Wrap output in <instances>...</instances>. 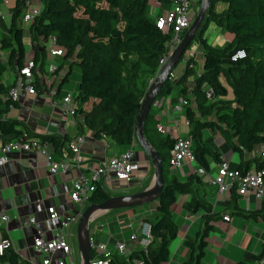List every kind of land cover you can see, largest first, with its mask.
<instances>
[{"label": "trees", "instance_id": "1", "mask_svg": "<svg viewBox=\"0 0 264 264\" xmlns=\"http://www.w3.org/2000/svg\"><path fill=\"white\" fill-rule=\"evenodd\" d=\"M159 1L160 15H163L173 0ZM200 3L198 0V5ZM220 4L225 5L222 11L217 9ZM147 9L148 0H41L40 14L29 22L33 41L39 39L46 46L49 38L54 37L56 47L63 51L64 61L75 59L80 77L78 94L74 98V117H83V123L79 121L78 125H84L95 138L104 135L122 148L121 152L138 144L135 123L141 102L150 80L158 72L160 59L169 51L168 43L173 35L159 30L157 18H150ZM24 15L22 6L14 8L9 33L0 38V51L7 56L6 61L0 58V84L7 68L16 78L26 63ZM194 17L191 14L192 20ZM211 24L221 33H229L222 46L208 44L205 33ZM193 45L199 47L202 62L198 64L194 57L183 54L175 69L182 62L184 67L178 72L172 71L175 77L167 80L156 100L174 94L169 99L170 106H176L179 99L187 101L181 116L187 122V135L193 140L196 166L210 171L212 165L223 162L220 154L203 141L205 131L210 134L215 131L230 151L240 157L238 170L260 172L264 183V158L255 153L258 146L264 147V0H210L207 15L187 49ZM240 50L246 57L232 60ZM33 62L36 66L33 84L38 88L42 68L37 67V58ZM207 89L213 91L212 100L206 97ZM159 111L152 106L143 127L146 140L163 162L165 181L162 194L155 201L153 217L144 219L151 226V242L145 250L138 249L127 257L114 253L103 264H132L134 260L142 264H166L170 243L177 236L172 206L179 195L193 192L190 184H202L203 179L195 174L185 183L166 181L170 150L176 137L157 131L155 117ZM18 125L14 121H0V136L6 141L8 137H32L28 131L18 130ZM41 140L51 144L59 154L69 144L67 135H48ZM216 191L214 187L205 190L203 196H192L186 205L188 210H201L203 214L194 241L184 242L191 254L182 264H202L207 239L214 232L213 223L224 217L223 211L215 212L205 199L214 197ZM231 191L235 194L234 188ZM109 197L103 183H97L88 203L100 204ZM261 202V211L244 216L256 218L263 212L264 220V197ZM90 256L93 259L92 251ZM263 258L264 243L252 261ZM0 262L20 263L12 249L0 256Z\"/></svg>", "mask_w": 264, "mask_h": 264}, {"label": "crops", "instance_id": "2", "mask_svg": "<svg viewBox=\"0 0 264 264\" xmlns=\"http://www.w3.org/2000/svg\"><path fill=\"white\" fill-rule=\"evenodd\" d=\"M18 5L22 6V11L26 14L33 9L40 8L41 0H0V38L2 35L9 33L12 11ZM224 8V4L217 6L218 11H222ZM161 13L162 10L159 9V12H157L153 8L148 15L150 18L155 19ZM29 25V22L23 25L24 30L26 29L23 32V44L26 52L25 61L37 58L36 65L37 67L41 66V72L44 75H41V72L39 73V86L35 88V94L22 93L17 102H12L8 92L10 88L16 85L17 77L15 78L10 68L6 69L0 84V121L18 122L19 125L16 126L18 130L28 131L32 135L29 139L41 142H43L41 137L48 135H67L69 142L82 136L83 144L80 151L84 161L80 167H70L65 174L59 172L53 175L49 172L46 160L41 154L20 152L12 154L8 162L0 167V212L9 216L4 235L11 240L12 250L18 255L20 262L41 260L44 257L37 255L32 247L35 228L24 223L30 217H34L38 225L45 228V237L49 239L51 232L47 231L45 225L47 209L52 207L60 218H68L75 210V206L67 192L72 182L78 179L81 174L88 175L92 169L122 153L123 150L116 147L107 138H95L84 125H78L77 122L79 121L81 124L83 123L82 116L77 115L72 118L63 112V98L69 94L74 101L78 94V86L75 92L64 90L66 88L64 84L69 80V67L68 70H61L60 68L65 62L63 57H51L47 45L45 46L39 39L33 41ZM212 28L214 29L212 30ZM210 30L212 31L209 35H205L208 44L222 46L225 39L221 36L219 29L211 24ZM197 48L195 47V51L190 48V52L193 54L195 62L200 64L202 56ZM6 57L0 51V58L3 61H6ZM50 64L57 66L55 74H48ZM183 67L182 62L179 64L178 70ZM61 74H64L62 78H60ZM171 95L161 98L162 108L155 119L159 125L169 129V137H183L187 131L186 120L181 115L173 112L169 99L174 94ZM181 119L184 120L185 125L183 136H180L177 131ZM209 134L207 131L203 133L205 144L217 151L220 158L228 163L230 168L238 169L241 163L240 157L230 151L220 135L215 137ZM6 139L8 141L15 140L13 137ZM214 139L216 141L217 139L222 140L224 143L217 148ZM45 144L46 152L52 155L55 161L65 157L67 148L59 154L54 151L51 144ZM134 146V161L138 163L139 171L132 175V182L130 183L118 181L112 176L103 179L102 183L110 196L140 193L151 188L154 184V170L149 158L142 149L141 151L138 150V144H134ZM262 151L264 149L261 151L256 150L255 153L261 155ZM246 156L247 154L243 155V158H246ZM68 159L70 161L75 160L72 155H69ZM215 166L212 165L211 169ZM168 172L167 182L176 180L185 183L188 177L193 174V170L188 164H185L181 170L169 168ZM190 187L193 192L179 195L171 209L172 220L177 228V236L170 243V256L166 264H182L189 258L191 251L184 246V242L194 241L196 232L201 225L203 212L201 210L192 212L186 208V205H188L187 203L190 202L192 196H203L205 190L214 188V186L207 183L206 178L202 180V184L192 183ZM234 192L235 194L230 190L222 196H217L215 193L214 197L205 198L212 205L215 212L223 211V215L229 217V221L220 219L213 223L214 232L207 239L208 245L202 264H264V258L260 261H252L253 257L260 253L261 246L264 243L263 212L256 218H246L244 216L261 211L262 199L257 198L252 193L249 197L247 210L245 200L236 191ZM156 205V202L148 204V213L139 211L141 207L101 213L92 220L89 229L93 232L95 238L106 246L107 251L112 256L115 253V243L124 241L126 232L132 234L133 230L136 231L146 217H153ZM128 224H132L133 229L127 227ZM66 233L70 234L71 247H73V240L76 238V227H72ZM130 250L133 252V249ZM56 256L59 257L60 253H57ZM0 264L9 263L0 262Z\"/></svg>", "mask_w": 264, "mask_h": 264}, {"label": "built area", "instance_id": "3", "mask_svg": "<svg viewBox=\"0 0 264 264\" xmlns=\"http://www.w3.org/2000/svg\"><path fill=\"white\" fill-rule=\"evenodd\" d=\"M190 1L191 0H173L165 13L158 16L156 19V25L159 30L165 33L172 32L173 35L170 43H168L169 51L160 59L158 72L154 79L150 80V85L154 83L155 78L168 60L172 51L181 41V36L190 27L192 21L191 12L189 11ZM40 11L41 7L26 13L23 18L24 22L32 21L34 17L40 14ZM47 49L51 57H60L63 55V51L56 47V39L54 37L49 38ZM189 56L193 57V54L189 52ZM245 57V52L240 50L232 56V60L244 59ZM35 68V63L30 59L27 60L25 65L20 69L16 85L10 88L8 92L12 102H17L22 93H36L33 84ZM56 71L57 66L50 64L48 67V74L52 75ZM174 77L175 72H171L169 79L172 80ZM206 97L210 100L213 99V91L211 89H207ZM186 104L187 101L185 99H179L178 104L171 107L175 114L181 115ZM153 107L161 109L162 101L156 100ZM62 110L66 115L72 118L74 117V101L71 95L68 94L63 98ZM157 131L162 135L169 134V129L159 124L157 125ZM101 138L106 139L104 135H102ZM82 144V136L74 138L68 144L65 157L55 161L52 155L46 152V144L41 141L32 140L25 136L12 141H6L0 137V167L5 165L10 156L14 153L33 152L39 153L45 158L46 165L51 174L54 175L59 172L65 174L69 171L70 167H80L83 163L84 158L80 151ZM134 150L135 146L132 144L124 152L99 164V166L92 169L88 175L81 174L78 179L72 182L67 192L71 202L75 206V210H73L68 218L63 219L60 218L54 208L51 207L47 209L45 225L47 231L51 232V237L49 239L45 237V228L39 226L34 217H30L24 224L35 228V237L32 242L33 250L37 255H42L44 257L41 260L20 262L19 264H75L72 259L73 254L70 234H67L66 231L72 227H77L82 212L89 204V196L94 191L97 183H102L103 179L109 178L110 176L118 181H125L127 183L132 182V175L139 171V165L134 161ZM69 155H72L75 160L70 161L68 159ZM260 156L264 158V153H261ZM185 164H188L192 168L193 174L201 178L205 177L207 183L216 188L217 196H222L234 188L236 193L245 200L247 210L249 197L252 193H254L257 198L262 199L264 197L262 173L258 171L251 170L243 173L238 169L230 168L229 164L224 161L213 167L210 171L196 166L193 152V140L192 137L187 135V131L183 137H176L170 150L169 158V166L173 170H181ZM213 169L215 170L214 173H212ZM223 221H229V217L224 216ZM8 222L9 216L0 212V256L3 255L6 250L13 249L11 240L4 235V230ZM127 227L133 229L132 224H128ZM151 239V226L149 223L143 221L140 223L138 229L136 231L133 230L132 234L129 235L128 240L115 243V253L127 257L132 253L130 250L131 248H134L133 252L138 249L145 250L149 246ZM89 246L90 255L91 251L93 254V259H91L90 256V264H103L104 260L110 256L106 246L95 238V235L90 229ZM57 253H60L59 257L56 256ZM79 264H81V262H79ZM132 264H142V261L134 260Z\"/></svg>", "mask_w": 264, "mask_h": 264}, {"label": "water", "instance_id": "4", "mask_svg": "<svg viewBox=\"0 0 264 264\" xmlns=\"http://www.w3.org/2000/svg\"><path fill=\"white\" fill-rule=\"evenodd\" d=\"M210 0H201L200 8L191 21L190 27L184 33L181 41L173 50L168 60L158 73L155 81L148 88L144 95L140 110L135 123L136 141L142 151L149 158L154 170V184L151 188L136 194H127L120 196H110L105 202L100 204L90 203L82 212L81 218L76 227L77 246L81 264H90V246H89V223L94 214L106 213L113 210L129 209L142 207L155 202L165 186L163 176V162L157 151L148 143L144 136L143 127L151 107L155 104L162 87L170 77L179 60L190 46L191 42L198 33L209 9ZM94 219V217H93Z\"/></svg>", "mask_w": 264, "mask_h": 264}, {"label": "rangeland", "instance_id": "5", "mask_svg": "<svg viewBox=\"0 0 264 264\" xmlns=\"http://www.w3.org/2000/svg\"><path fill=\"white\" fill-rule=\"evenodd\" d=\"M153 8H155V10H157V12H159V9H160V1L159 0H148V9H147L148 10V14L150 13L151 10H153ZM199 8H200V5H198V0H191L190 1L189 11L191 12L192 15H195L196 16ZM213 29L214 28H212V30ZM212 30H210V27H209V29H208V31L206 33V36L209 35V33ZM219 32H221L220 29H219ZM221 36L224 39L228 40L229 33H226L225 31H223L221 33ZM195 47L197 48L198 46L197 45H193L191 47L193 51H195L194 50ZM197 49L199 50V47ZM189 52H190V49L189 50L187 49L185 51L184 54H185L186 57H189ZM74 60H75L74 57H72L70 59H66V61L64 62V65H62L61 68H60L61 70H64L65 71V70H68L67 68L69 67V70H70V74L68 75V79L69 80H68V82H66L64 84V86L66 85V88H64V90H67L68 92H71V91L72 92H75V90H77V86L79 84L80 71H79L78 66L74 63ZM180 69L178 70V68H176L175 70H176V72H178V71H180ZM41 75H44V74L41 72ZM63 76H64V74H61L60 78H62ZM42 85H44V84L42 83ZM231 95H232L231 94V91L229 90V92H228V98L229 99L231 98ZM177 131H178V133H179L180 136H183L184 135L185 125H184V120L183 119H181L180 123L178 124ZM209 135H212V136H215V137L217 136L218 137L219 136V133H217V132L214 131V132H212V134H209ZM203 141H204V139H203ZM214 142H215V147H217V148H219L224 143V141L218 140V139H217V141L214 139ZM263 149H264L263 146H258L256 148L257 151H259V150L261 151ZM138 150L141 151V148L139 147V145H138ZM214 172H215V170L213 169L212 170V173H214ZM203 179H205V177H203ZM147 209H148L147 208V205H144L141 208H139V211H142L143 213H148V210ZM95 217H97V216H95ZM92 220H93V218H92ZM91 225H92V221H90V223H89V228L91 227ZM129 235H130L129 232L128 233L126 232L125 241L128 240ZM72 246H73L72 249H73V252H74L73 253V261L75 262V264H79V262H80V256H79V251H78V246H77V238H75V240H73ZM131 249L134 250V248H131Z\"/></svg>", "mask_w": 264, "mask_h": 264}, {"label": "bare ground", "instance_id": "6", "mask_svg": "<svg viewBox=\"0 0 264 264\" xmlns=\"http://www.w3.org/2000/svg\"><path fill=\"white\" fill-rule=\"evenodd\" d=\"M95 216H97V214H94V215L92 216V218L95 217Z\"/></svg>", "mask_w": 264, "mask_h": 264}]
</instances>
